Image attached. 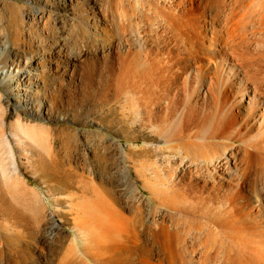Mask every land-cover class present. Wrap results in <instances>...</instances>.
<instances>
[{"label": "rangeland", "instance_id": "rangeland-1", "mask_svg": "<svg viewBox=\"0 0 264 264\" xmlns=\"http://www.w3.org/2000/svg\"><path fill=\"white\" fill-rule=\"evenodd\" d=\"M231 2L218 3L225 9ZM217 5L213 0H0V39L10 42L0 49L6 46L18 59L31 61L23 78L31 90L29 109L0 84V264H60L63 257L70 264H198L193 230L186 234L189 252L178 234L200 219L204 201H216L223 190L211 182L210 168L201 172L171 149L176 139L160 136L157 126L163 115L184 116L191 106L208 117L222 95L229 101L237 95L236 81L215 82L217 75L225 78L227 68L224 54L215 55L208 44L221 28L217 20L224 10L216 17ZM156 12L170 13L172 23ZM186 21L195 29L185 34ZM58 49L61 58L54 54ZM78 50L88 54L69 65L68 56ZM154 56L163 67L150 79L145 69ZM135 67L142 72L136 82ZM212 141L231 142L222 136ZM239 144L232 146L237 150ZM75 177L96 189L71 185ZM97 196L110 198L134 231L130 247L98 255L95 262L74 221L83 211L87 216L81 220L99 215L90 203Z\"/></svg>", "mask_w": 264, "mask_h": 264}, {"label": "bare ground", "instance_id": "bare-ground-1", "mask_svg": "<svg viewBox=\"0 0 264 264\" xmlns=\"http://www.w3.org/2000/svg\"><path fill=\"white\" fill-rule=\"evenodd\" d=\"M218 2L219 0H213L214 4H218L215 6L217 11L216 17L221 14V10H224L222 11L223 18L221 16V20H217L220 21L221 28L214 30V34L209 39L208 44L214 47V54H224L221 56V59L223 65H227V68L224 71L225 78L217 75V77L215 76V82L233 84L236 81L238 84L237 95L231 101L228 100L225 94L222 95L223 98H220L221 100L215 103V106L212 107L213 109L211 108L208 117L206 114H203V116L201 112L200 114L198 108L194 106H191L184 113V116L177 118L176 115H173V112L167 113L160 119L157 133L170 140L176 139L175 144L169 147L181 152V158L184 161L187 160V163L196 164L201 172L203 168H210L211 182L212 180L217 181L218 186L216 189L220 190L222 188L221 190H223L224 194V196H220L221 198H218L216 201L213 199L214 197H212V201H204L203 205L198 209L200 219L195 218L193 219L194 221L191 220L193 221V226H189L187 230L184 227L183 235L178 234L179 241L182 242L184 247V253L190 250L186 245V237L190 235L186 236V234L190 230H193V236L191 237L195 238L200 248L198 264H264V2H258L257 0L256 2L253 0H233L228 8L224 6L225 9L221 8ZM159 12L163 11L159 10ZM167 14L155 13L156 16L162 18H160L161 20L172 23L170 13L167 12ZM175 25H178V22ZM184 25L186 26L185 34L188 32L189 27L190 29H195L189 26L187 21ZM178 29L180 30V28ZM248 34L252 36V40L249 39ZM197 41L199 46H204V41L201 39ZM1 43L10 42L5 38L3 40L0 39ZM11 43L14 45L13 42ZM242 44H245L243 49H241ZM220 46L224 47L225 50L220 49ZM54 54L59 58L63 57L61 49L56 50ZM84 54H86L85 50L72 52L68 56L70 58L67 63L73 65ZM64 55L66 54L64 53ZM152 58L151 65L145 69L150 79L156 78L157 76L153 75L163 67L160 56ZM59 60L64 61V59ZM222 62L218 65L220 66V71L222 69ZM30 66L31 61L18 59L17 52L11 49L7 50L6 46L0 49V84L5 86V89L11 94V98L23 103L28 109L30 108L31 90L23 85L25 83V79L23 80V78L30 72L27 69ZM140 73L142 72L137 67L133 68L131 72L132 81L136 82L140 78L136 75ZM148 78L146 77V80ZM235 109H237L236 113L234 112ZM200 120H203L205 123L200 125ZM218 136H222L231 142H224L221 145L216 144L212 140ZM233 141L241 144L237 150L232 146ZM221 148H223V151ZM124 156L129 155L125 154ZM198 176L203 180L202 173H199ZM71 185L86 187L93 184L86 182L82 177H75L71 180ZM93 187L96 189L95 185ZM132 187L139 192L138 186L133 184ZM98 190L100 191V189ZM109 200L110 198L105 199L101 196L92 198V201L89 202L94 206V209L95 207L97 208L99 215L94 218L96 214H91L88 216L89 218L85 217L81 220L82 216H87L84 215L83 211L81 218H77L79 220L74 221V227L87 240L88 248H85L88 250L89 257L94 261L98 255L101 257V255H108L112 251L121 250L122 247L126 248L128 242L131 241L129 239L134 231L129 223L130 219L126 218L120 210L114 208V204H110ZM86 213H88V209ZM54 222L56 220L49 226L50 229L57 226ZM9 240L11 241V239ZM130 244L128 247H130ZM188 257L190 256L188 255ZM183 258L182 260H184ZM68 259V257H63V261L59 259L61 261L60 264L69 263L68 261L71 259ZM182 260H179V262L182 263Z\"/></svg>", "mask_w": 264, "mask_h": 264}]
</instances>
